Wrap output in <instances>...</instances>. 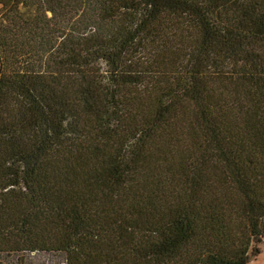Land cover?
<instances>
[{
	"label": "trees",
	"instance_id": "16d2710c",
	"mask_svg": "<svg viewBox=\"0 0 264 264\" xmlns=\"http://www.w3.org/2000/svg\"><path fill=\"white\" fill-rule=\"evenodd\" d=\"M264 238V0H0V264H248Z\"/></svg>",
	"mask_w": 264,
	"mask_h": 264
},
{
	"label": "rangeland",
	"instance_id": "374dc122",
	"mask_svg": "<svg viewBox=\"0 0 264 264\" xmlns=\"http://www.w3.org/2000/svg\"><path fill=\"white\" fill-rule=\"evenodd\" d=\"M261 253L253 257L248 264H264V238L259 243ZM17 254L4 255L5 264H19L16 260ZM25 264H65L64 254L61 252H29L24 254Z\"/></svg>",
	"mask_w": 264,
	"mask_h": 264
}]
</instances>
